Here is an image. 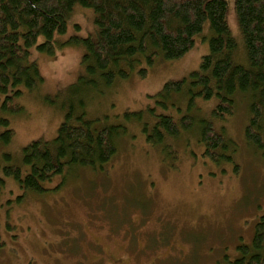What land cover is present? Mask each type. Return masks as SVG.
<instances>
[{"label": "rangeland", "instance_id": "1", "mask_svg": "<svg viewBox=\"0 0 264 264\" xmlns=\"http://www.w3.org/2000/svg\"><path fill=\"white\" fill-rule=\"evenodd\" d=\"M225 2L240 47L236 0ZM93 31L92 11L78 7L59 41ZM208 52V43L198 38L180 60H159L146 77L138 69L112 88L93 79L97 91L91 92L82 91L81 79L92 78L81 47L66 46L55 56L33 52L44 82L19 99L24 113L12 119L14 139L4 153L19 164L23 148L38 139L53 141L67 112L78 116L84 106L97 128L122 126L127 135L105 168L66 171L53 191L17 201L22 191L8 179L0 197V264H226L241 255V245L251 246L264 215V149L245 137L249 97L238 95L233 115L213 121L234 146L231 162L223 164L204 157L196 130L169 141L165 154L149 144L140 121L125 118L157 107L164 85L198 70ZM83 92L87 99L79 96ZM175 102L186 109L184 100ZM215 106L199 101L195 113L211 118Z\"/></svg>", "mask_w": 264, "mask_h": 264}, {"label": "trees", "instance_id": "2", "mask_svg": "<svg viewBox=\"0 0 264 264\" xmlns=\"http://www.w3.org/2000/svg\"><path fill=\"white\" fill-rule=\"evenodd\" d=\"M78 7L92 11L94 31L60 43ZM235 9L240 47L231 34L225 0H0V197L8 179L21 189L20 201L26 194L59 188L62 181L51 185L66 171L102 170L127 135L122 126L97 128L86 119L83 105L78 116L67 112L53 141L38 139L23 148L19 164L4 153L14 139L12 119L24 113L19 99L44 82L33 52L55 56L66 46L81 47L82 65L92 78L81 79L82 91L91 92L97 91L93 79L112 88L138 69L144 78L157 61L180 60L201 38L209 52L199 69L166 83L155 97L157 107L146 114L128 112L125 118L140 121L149 144L165 154L169 141L196 130L204 157L223 164L231 162L234 146L213 121L232 116L236 97L245 94L250 111L246 140L264 149V0H236ZM85 92L79 93L83 99ZM179 99L187 103L185 110L175 102ZM199 101L216 102L211 118L195 113ZM239 251L226 264H264V215L255 225L251 246L241 245Z\"/></svg>", "mask_w": 264, "mask_h": 264}]
</instances>
